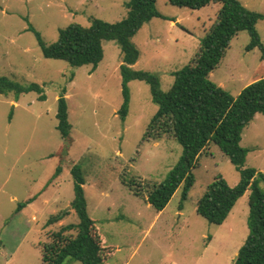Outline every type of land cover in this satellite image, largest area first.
Instances as JSON below:
<instances>
[{"label":"rangeland","instance_id":"rangeland-1","mask_svg":"<svg viewBox=\"0 0 264 264\" xmlns=\"http://www.w3.org/2000/svg\"><path fill=\"white\" fill-rule=\"evenodd\" d=\"M125 1L0 0V77L20 85L38 83L46 95L38 100L34 91L17 97L13 92L0 94V264H41L47 235L61 224L77 222L70 209L74 164L85 181L88 214L109 248L106 264H233L247 237L249 190L220 225L196 212L197 199L217 174L230 186L239 181L236 167L216 145L200 155L184 199L181 185L157 211L146 196L134 194L131 180L143 188L160 183L182 147L168 135L143 140L157 109L145 81L128 82V114L125 120L119 117L122 54L114 41H103V59L93 70L91 65L75 67L45 58L34 33L27 30L29 22L49 45L57 40L59 28L70 24L88 27L92 18L110 23L123 19ZM239 1L264 14V0ZM155 5L163 17L152 18L133 36L140 55L132 67L156 74L161 89L168 91L174 83L172 72L193 59L220 5L189 9L168 0ZM256 30L264 46V19ZM249 41L248 32H239L209 74L234 96L251 77L264 76V53L247 50ZM63 89L72 126L66 147L55 117ZM240 144L249 148L245 167L264 173V114H257L243 130ZM57 166L61 173L53 177ZM62 210L69 211L62 221L45 225L50 215Z\"/></svg>","mask_w":264,"mask_h":264},{"label":"trees","instance_id":"trees-1","mask_svg":"<svg viewBox=\"0 0 264 264\" xmlns=\"http://www.w3.org/2000/svg\"><path fill=\"white\" fill-rule=\"evenodd\" d=\"M156 1L126 0L127 13L123 19L110 23L92 18L88 27L70 24L59 28L57 40L49 45L28 21L27 30L34 33L45 58L61 59L75 67L91 65L93 70L103 59V41H114L122 54L119 72L123 100L117 111L119 117L125 120L128 114V82L132 79L145 81L157 109L143 140H158L168 135L182 147L179 159L160 183L145 184L146 188H143L142 184L136 185L131 180L134 194L146 196L147 202L157 211L165 208L181 185L184 199L194 183L193 169L200 155L209 145H216L236 167L239 181L230 186L221 174H217L197 199L196 212L209 223L220 225L237 200L249 190L248 234L233 264H264V173L245 167L249 148L240 144L243 130L255 115L264 114V76L246 85L235 96L209 79V74L225 56L230 41L241 31L248 32L250 37L247 50L258 48L264 53L256 30V24L264 19V14L248 9L239 0H168L172 6L189 9H200L211 3H218L220 8L215 21L200 38L193 59L172 72L174 83L168 91H163L156 74L132 67L140 55L132 42L133 36L152 18L163 17L156 9ZM30 91L38 94V100L46 99L44 88L38 83L20 85L0 77V94L13 92L17 97ZM67 108L63 89L57 98L55 117L56 129L64 146L72 127ZM60 173L61 167L57 166L53 177ZM71 176L74 196L70 209L74 211L77 222L61 224L47 235L49 241L42 245L41 264H67L69 261L106 264L109 248L88 214L83 188L85 181L78 165L71 167ZM68 214V210L52 214L45 225L56 224Z\"/></svg>","mask_w":264,"mask_h":264},{"label":"crops","instance_id":"crops-1","mask_svg":"<svg viewBox=\"0 0 264 264\" xmlns=\"http://www.w3.org/2000/svg\"><path fill=\"white\" fill-rule=\"evenodd\" d=\"M171 24H173V22H171ZM137 61H138V60H137ZM262 77H263V76H262ZM258 78H260V77H251V79L249 80V82H248L246 85H248L249 83L255 81V80L258 79ZM217 85L220 86V87H222V88L225 87V85H224L223 82H218ZM246 85H245V86H246ZM241 90H242V89H241ZM239 92H240V91H239ZM239 92H238V93H239ZM238 93H237V94H238ZM255 117H256V115H255ZM231 211H232V210H231ZM103 240H104V239H103Z\"/></svg>","mask_w":264,"mask_h":264},{"label":"water","instance_id":"water-1","mask_svg":"<svg viewBox=\"0 0 264 264\" xmlns=\"http://www.w3.org/2000/svg\"><path fill=\"white\" fill-rule=\"evenodd\" d=\"M237 256H235L234 261L236 260Z\"/></svg>","mask_w":264,"mask_h":264}]
</instances>
